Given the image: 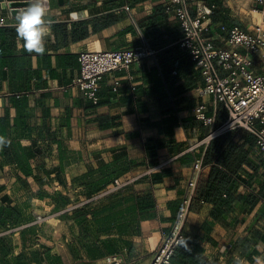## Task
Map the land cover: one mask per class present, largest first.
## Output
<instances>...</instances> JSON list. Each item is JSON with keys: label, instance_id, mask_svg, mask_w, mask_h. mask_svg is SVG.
I'll use <instances>...</instances> for the list:
<instances>
[{"label": "crops", "instance_id": "0c3cea01", "mask_svg": "<svg viewBox=\"0 0 264 264\" xmlns=\"http://www.w3.org/2000/svg\"><path fill=\"white\" fill-rule=\"evenodd\" d=\"M187 2L193 16L213 7L204 35L217 47L225 46L221 25L251 30L259 21L252 12L253 0ZM46 4L52 25L43 55L24 51L16 36V17L5 4L0 8V137L10 141L0 148V207L18 210L25 227L35 230L32 236L26 231L8 236L13 248L5 262L14 264L22 255L25 264H110L113 257L121 264H149L163 236L173 230L194 165L207 148L200 142L209 128L197 119L195 109L206 105L217 125L228 111L199 91L204 88L201 72L188 51L176 45L182 35L180 22L174 11H165L163 0ZM105 15L119 20L94 33V18ZM79 21L87 23L91 35L75 41L69 34ZM142 39L154 53L129 71L104 75L97 105L70 86L80 75L81 51L135 48ZM263 67L264 60L256 58L255 71L261 73ZM116 80L120 84L114 92ZM256 150L250 158H264L257 145ZM212 168L203 164L187 217L188 233L208 220L210 206L200 201ZM242 168L244 179L253 175L247 164ZM263 172L261 168L248 185L240 183L237 192H257ZM128 176L139 179L86 202L114 179ZM257 209L243 214L239 233L254 223ZM212 237L215 242L205 244L201 264H229L237 257L234 241L223 228Z\"/></svg>", "mask_w": 264, "mask_h": 264}, {"label": "built area", "instance_id": "2783aa9c", "mask_svg": "<svg viewBox=\"0 0 264 264\" xmlns=\"http://www.w3.org/2000/svg\"><path fill=\"white\" fill-rule=\"evenodd\" d=\"M187 1L163 0V5L167 13L174 11L179 19L182 37L178 44L188 51L201 72L204 88L199 91L209 93L216 104L222 103L228 111L225 121L217 125L215 114L207 115L206 105H199L195 109L197 119L209 128L208 135L200 144L207 147L218 136L242 128L256 135L257 149L264 154V67L261 73L255 71V59L264 60V0H253L255 6L252 12L259 17V21L251 30L239 26H220V30L226 34L224 47H217L213 39L204 35L205 20L212 13L213 7H207L193 16ZM153 53L143 39L141 45L135 48L83 50L78 54L80 75L70 86L79 90L83 98L97 105L100 100V82L104 75L122 69L129 71L134 63L141 62ZM127 77L132 79L129 73ZM119 84L117 80L114 82V92L118 91ZM202 163V158L196 161L178 220L173 230L161 239L149 264H172L179 242L185 238V224L203 171ZM138 179L135 176L117 178L106 190L86 202L102 199ZM110 264L121 263L113 257Z\"/></svg>", "mask_w": 264, "mask_h": 264}, {"label": "trees", "instance_id": "16d2710c", "mask_svg": "<svg viewBox=\"0 0 264 264\" xmlns=\"http://www.w3.org/2000/svg\"><path fill=\"white\" fill-rule=\"evenodd\" d=\"M117 20L119 18L114 15L95 17L92 30L97 33L112 26ZM75 25L76 27L69 34L73 40H82L91 35L85 21H79ZM137 27L144 36L142 24L137 23ZM61 31L65 36L68 33L64 26ZM180 38L176 41V45L179 47ZM146 43L153 50L150 44ZM256 145V135L249 130L240 128L218 136L207 146L202 157L203 164H211L213 168L205 197L200 201V204L210 206L208 220L202 223L193 234L185 231L184 239L191 251L179 247L172 259V264H201L200 258L204 252L205 244H214L215 242L212 233L217 225L222 227L227 237H231L234 241L231 245L237 257L249 263H255L253 257L259 256L264 259V172L263 179L256 182L259 187L257 192L251 191L247 194L237 192L240 183L250 184L254 176L259 174L260 169H264L263 157L254 155L253 158H250L253 151L257 153ZM3 154L7 156L6 151ZM16 160L19 164L23 162L20 158ZM243 164H247L254 171L248 179H244L240 175ZM91 194L92 192L89 193V195ZM62 203L65 206L68 201L64 200ZM192 205L193 201L190 209H192ZM259 205L261 206L258 208ZM256 209L254 223L247 227L244 233H239V226L245 223L242 219L243 214H251ZM22 221L21 213L18 210L0 207V253L2 255L0 264H9L5 262V258L11 252L13 245L8 240V236L16 233L6 232L19 228L17 232L26 231L30 236L34 235V229L20 228L25 225ZM14 264H25L22 261V255L15 259ZM229 264H234V259L229 261Z\"/></svg>", "mask_w": 264, "mask_h": 264}, {"label": "clouds", "instance_id": "9594fccd", "mask_svg": "<svg viewBox=\"0 0 264 264\" xmlns=\"http://www.w3.org/2000/svg\"><path fill=\"white\" fill-rule=\"evenodd\" d=\"M16 21L17 40L23 42L24 51L29 54L43 55L52 25L46 0H27V6L16 15ZM8 144L10 141L0 137V148ZM178 246L184 247L186 251H191L186 239H181ZM253 259L255 264H264V259L259 256L253 257ZM234 264H247V262L235 257Z\"/></svg>", "mask_w": 264, "mask_h": 264}, {"label": "water", "instance_id": "95a60500", "mask_svg": "<svg viewBox=\"0 0 264 264\" xmlns=\"http://www.w3.org/2000/svg\"><path fill=\"white\" fill-rule=\"evenodd\" d=\"M5 4L11 15L16 17V15L27 6V0H0V8Z\"/></svg>", "mask_w": 264, "mask_h": 264}, {"label": "rangeland", "instance_id": "374dc122", "mask_svg": "<svg viewBox=\"0 0 264 264\" xmlns=\"http://www.w3.org/2000/svg\"><path fill=\"white\" fill-rule=\"evenodd\" d=\"M187 225H189V223L186 221V224H185V230H187ZM192 227H194V229H193V230H192V229L189 230L191 234H193V233L196 231V229L198 228V225H197V226L193 225ZM20 228H21V229H22V228H25V225L21 226ZM18 229H19V228H17V229H11V230H9V231L6 232V233L17 232ZM214 231H216V232L218 233V232L222 231V227H217V226H216L215 229H214ZM214 231H213V232H214Z\"/></svg>", "mask_w": 264, "mask_h": 264}]
</instances>
